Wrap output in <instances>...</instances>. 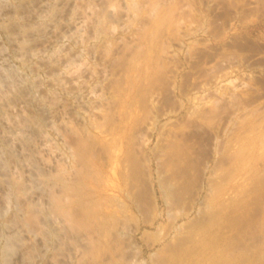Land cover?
<instances>
[{"label": "rangeland", "instance_id": "1", "mask_svg": "<svg viewBox=\"0 0 264 264\" xmlns=\"http://www.w3.org/2000/svg\"><path fill=\"white\" fill-rule=\"evenodd\" d=\"M0 264H264V0H0Z\"/></svg>", "mask_w": 264, "mask_h": 264}]
</instances>
